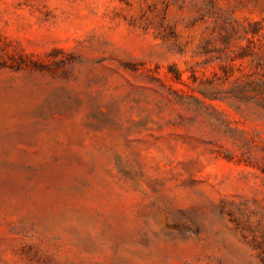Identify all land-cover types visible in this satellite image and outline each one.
Listing matches in <instances>:
<instances>
[{
    "label": "rangeland",
    "instance_id": "1",
    "mask_svg": "<svg viewBox=\"0 0 264 264\" xmlns=\"http://www.w3.org/2000/svg\"><path fill=\"white\" fill-rule=\"evenodd\" d=\"M0 264H264V0H0Z\"/></svg>",
    "mask_w": 264,
    "mask_h": 264
}]
</instances>
